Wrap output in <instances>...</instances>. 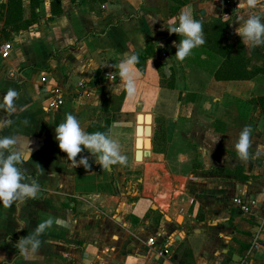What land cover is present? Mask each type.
<instances>
[{
    "label": "crops",
    "instance_id": "1",
    "mask_svg": "<svg viewBox=\"0 0 264 264\" xmlns=\"http://www.w3.org/2000/svg\"><path fill=\"white\" fill-rule=\"evenodd\" d=\"M61 5L63 11L49 19L50 0H38L37 20L19 30L2 31L0 15V46L10 43L9 54L0 53V103L9 88L20 92L14 113L0 109V121H10L0 136L16 138L25 176L40 185L36 199L16 200L10 207L0 202V264H264V256L249 251L254 235L264 232V45L246 47L236 34L249 12L246 3L61 0ZM188 5L202 22L206 42L181 62L175 44L182 37L167 27L178 23ZM22 7L28 17L30 0H22ZM258 14L264 16V8ZM222 21L228 22L221 27ZM148 41L156 49L140 76L162 69L173 79L172 86L157 89L153 104L163 117L166 146L183 143L189 152L181 154L191 158V172L168 201L129 188L122 166L101 169L87 150L77 160L87 156L91 167H75L55 139L66 113L76 115L84 131L101 119L102 100L125 89L115 66L143 53ZM237 42L246 68L260 66L250 77H227L233 69L223 60L238 52ZM219 43L231 44L229 55L220 54ZM54 88L62 99L58 106L49 105ZM127 96L120 110L109 113L111 126L115 115L128 117ZM152 118L134 117L133 159L136 136L144 143L138 148L149 147L144 126ZM142 120L138 134L135 126ZM245 126L252 128V143L242 161L235 144ZM234 197L248 210L241 211ZM49 218L53 223L39 235V248L32 252L29 246L22 255L16 242ZM149 236L171 238L169 252L147 245Z\"/></svg>",
    "mask_w": 264,
    "mask_h": 264
},
{
    "label": "clouds",
    "instance_id": "2",
    "mask_svg": "<svg viewBox=\"0 0 264 264\" xmlns=\"http://www.w3.org/2000/svg\"><path fill=\"white\" fill-rule=\"evenodd\" d=\"M240 2L246 3L249 12L244 23L236 29V34L239 35L246 47L249 45L254 47L264 45V16L258 14V9L264 8V0H240ZM176 19L178 23H174L167 29L170 34L182 37L179 43L175 44V57L182 62L192 54L193 49L202 46L206 41L202 22L194 17L190 5L181 9ZM138 63L139 56L133 53L126 56L115 66L129 98L134 97L137 92L136 81L141 75L136 68ZM19 98L20 92L9 88L3 96L0 109H6L10 114L14 113L16 111L15 102ZM205 107H207V103ZM9 123L8 120L0 121V128ZM24 123L27 124L28 121L25 120ZM251 136L252 128L245 126L235 144L238 158L242 161L249 158V148L252 143ZM55 139L58 141L59 149L66 153L68 161H71L75 167L83 166L85 169L91 167L87 156H81L77 160L78 154H81L84 150L95 157L96 163L102 169H110L113 165H125L127 163V157L121 154L119 143L112 139L108 132L88 133L84 131L79 119L72 113H66L64 121L55 127ZM16 144L17 140L14 136H0V202L5 207H10L16 200L36 199L40 193L38 181L30 176L26 177L23 168L20 166L23 163V157L16 151ZM36 166L39 173L43 174L44 169L39 164H36ZM52 223L53 220L49 218L40 223L32 234L21 237L16 242V247L20 253L28 255L29 246L31 251L35 252L41 244L38 239L39 235Z\"/></svg>",
    "mask_w": 264,
    "mask_h": 264
},
{
    "label": "rangeland",
    "instance_id": "3",
    "mask_svg": "<svg viewBox=\"0 0 264 264\" xmlns=\"http://www.w3.org/2000/svg\"><path fill=\"white\" fill-rule=\"evenodd\" d=\"M158 69L157 67V71ZM140 72L143 74L144 70ZM155 73L150 74V76H139L136 81V95L132 98L126 97L127 105L125 107L129 113L128 117L125 118L123 114L115 115L112 126L110 118L109 134L112 139L119 143L121 154L127 157V163L119 165L122 166L121 178L128 181L129 188H133L140 193L148 190L168 201L169 197L177 195V189H180L181 181L191 172V158H188L189 155L184 156L181 154L189 152L183 146V143H177L176 140H173L166 146L165 130H163L161 122L163 117L159 112V106H156L153 102L159 95L157 89L162 85H167L170 79L167 75L164 77L162 69H160L159 74L158 72ZM113 101L116 102L114 99ZM137 112H150L153 114L150 135L152 153L144 155L142 160L133 159V126ZM143 122V120L138 121L142 126L144 125ZM139 144H144L141 139H139ZM136 147L138 146L135 144ZM145 147L146 145L141 146V148ZM93 158L94 164H96V159ZM111 177L114 178V176ZM178 214L181 216L177 221L181 222L183 214L181 211Z\"/></svg>",
    "mask_w": 264,
    "mask_h": 264
},
{
    "label": "trees",
    "instance_id": "4",
    "mask_svg": "<svg viewBox=\"0 0 264 264\" xmlns=\"http://www.w3.org/2000/svg\"><path fill=\"white\" fill-rule=\"evenodd\" d=\"M38 5V0H30V15L28 17H23V7H22V0H5L0 2V15L3 16L4 22H3V28L2 31H6L7 27H11L15 30L24 29L27 27L28 23L34 22L38 18V13L36 11V7ZM50 11L51 14L49 16V19H52L55 15L60 14L63 11V7L61 5V0H50ZM228 21H222L220 22V26L223 27L227 24ZM219 26V25H218ZM218 37V36H217ZM237 45L239 46L238 52L234 54L232 57H225L223 62L227 65V70L229 69V66L232 67L233 74H229L227 77H250V75L254 74L256 71H258L259 67L253 66L251 68H246V62L247 60L243 56V52L241 49V43L237 42ZM219 48L217 47L220 54L223 56L229 55V48L231 46L230 43H226L224 45L218 44ZM156 47L148 41L146 43L145 49L143 50V53H135L139 56V63L136 65L140 71L144 70V61L148 55L154 52ZM249 62V61H248ZM230 67V68H231ZM170 79V78H169ZM168 86L173 85L172 79H170ZM125 89H123L119 94H112L109 97H105L102 100L101 110L104 112L101 119L99 121H92L88 124L87 128L85 129L86 132L92 133L96 131L101 132H108L109 133V126H110V116L109 113L111 111H117L120 110L121 107V101L125 96ZM260 98L264 99V96H260ZM114 100L116 102L114 103ZM163 125V124H162ZM164 129V128H163Z\"/></svg>",
    "mask_w": 264,
    "mask_h": 264
},
{
    "label": "built area",
    "instance_id": "5",
    "mask_svg": "<svg viewBox=\"0 0 264 264\" xmlns=\"http://www.w3.org/2000/svg\"><path fill=\"white\" fill-rule=\"evenodd\" d=\"M9 49H10V43L9 42H3L0 46V53L2 56H7L9 54ZM54 94L51 95L50 100H49V105H54L58 106L62 99L60 96L57 94L59 90L57 88H54L51 90ZM234 202L239 205V208L241 211H246L248 210V205L246 202H244L241 198L239 197H234L233 198ZM147 245L153 247L154 249H157L160 254H166L169 252V248L172 244V240L169 237L163 238L160 241H157L154 236H149L146 240ZM250 254L252 256L256 257H261L264 256V232H258L254 235L253 240L251 241L250 245ZM262 254V255H258Z\"/></svg>",
    "mask_w": 264,
    "mask_h": 264
},
{
    "label": "water",
    "instance_id": "6",
    "mask_svg": "<svg viewBox=\"0 0 264 264\" xmlns=\"http://www.w3.org/2000/svg\"><path fill=\"white\" fill-rule=\"evenodd\" d=\"M141 112H137L136 113V119L137 120H139L140 119V117H141ZM149 115V119H150V115H151V113L150 112H144V117H145V119H147V116ZM151 122V121H150ZM135 132L136 133H141L142 132V125L140 124V123H137L136 124V126H135ZM144 132H145V134H148L147 136H145V144H146V142L148 141H150L149 142V147L148 148H143V149H141V148H138V147H136L135 148V150H134V157H135V159H138V158H142V156L143 155H149L150 154V147H151V137H150V135H151V125L150 124H146L145 126H144ZM139 139H140V137L139 136H136V138H135V144L136 145H138L139 144ZM139 160V159H138ZM98 167L99 168H101L102 169V167L100 166V165H98ZM179 216V215H178ZM234 258V257H233ZM235 259V258H234Z\"/></svg>",
    "mask_w": 264,
    "mask_h": 264
},
{
    "label": "bare ground",
    "instance_id": "7",
    "mask_svg": "<svg viewBox=\"0 0 264 264\" xmlns=\"http://www.w3.org/2000/svg\"><path fill=\"white\" fill-rule=\"evenodd\" d=\"M147 143V142H146Z\"/></svg>",
    "mask_w": 264,
    "mask_h": 264
}]
</instances>
